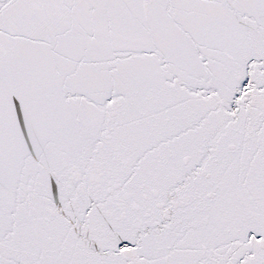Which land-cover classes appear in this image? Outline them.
Returning a JSON list of instances; mask_svg holds the SVG:
<instances>
[{"label": "snow or ice", "instance_id": "obj_1", "mask_svg": "<svg viewBox=\"0 0 264 264\" xmlns=\"http://www.w3.org/2000/svg\"><path fill=\"white\" fill-rule=\"evenodd\" d=\"M0 264H264V0H0Z\"/></svg>", "mask_w": 264, "mask_h": 264}]
</instances>
